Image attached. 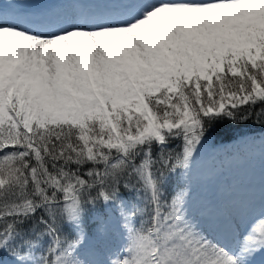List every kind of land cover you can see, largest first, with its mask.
<instances>
[{
    "label": "snow or ice",
    "instance_id": "obj_1",
    "mask_svg": "<svg viewBox=\"0 0 264 264\" xmlns=\"http://www.w3.org/2000/svg\"><path fill=\"white\" fill-rule=\"evenodd\" d=\"M0 254L264 264V0H0Z\"/></svg>",
    "mask_w": 264,
    "mask_h": 264
},
{
    "label": "rangeland",
    "instance_id": "obj_2",
    "mask_svg": "<svg viewBox=\"0 0 264 264\" xmlns=\"http://www.w3.org/2000/svg\"><path fill=\"white\" fill-rule=\"evenodd\" d=\"M218 153H209L206 156V161L210 162L212 159H215V163L217 166L221 165L223 163L224 157L220 154L217 157ZM219 171L221 173L220 178L221 179H227L229 175L233 174L232 170L228 169L227 167L219 168ZM10 256H7L6 254H0V264H10Z\"/></svg>",
    "mask_w": 264,
    "mask_h": 264
}]
</instances>
